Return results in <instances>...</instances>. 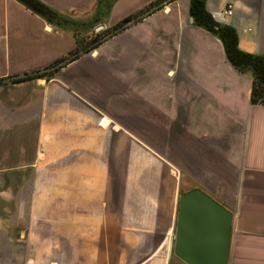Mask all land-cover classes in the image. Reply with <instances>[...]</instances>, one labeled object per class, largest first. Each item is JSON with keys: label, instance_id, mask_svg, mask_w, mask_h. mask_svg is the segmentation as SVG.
<instances>
[{"label": "crops", "instance_id": "crops-1", "mask_svg": "<svg viewBox=\"0 0 264 264\" xmlns=\"http://www.w3.org/2000/svg\"><path fill=\"white\" fill-rule=\"evenodd\" d=\"M32 1L67 22L0 0V264H172L195 188L232 213L228 264H264V106L191 0ZM204 6L264 56V0Z\"/></svg>", "mask_w": 264, "mask_h": 264}, {"label": "water", "instance_id": "water-1", "mask_svg": "<svg viewBox=\"0 0 264 264\" xmlns=\"http://www.w3.org/2000/svg\"><path fill=\"white\" fill-rule=\"evenodd\" d=\"M32 8L46 14L37 4ZM214 27L220 29L221 23ZM232 221V213L200 189L183 193L170 256L183 264H228Z\"/></svg>", "mask_w": 264, "mask_h": 264}, {"label": "trees", "instance_id": "trees-1", "mask_svg": "<svg viewBox=\"0 0 264 264\" xmlns=\"http://www.w3.org/2000/svg\"><path fill=\"white\" fill-rule=\"evenodd\" d=\"M26 8L38 13L48 23L55 26L64 25L67 21L56 13L49 11L43 6L39 5V8L45 13H41L32 8V4H36L32 0H16ZM169 0H158L150 6L152 8H160V6ZM206 0H191L190 3V16L194 20V24L208 31L212 35L216 36L223 45L226 60L240 73H250L253 78L252 92H251V104L264 106V56L250 55L241 52L238 49L237 36L235 32L226 26H222L220 29L214 27V21L211 16L205 11ZM38 6V5H37ZM129 19L122 21L116 30L119 31L127 25ZM72 60V58H70ZM59 68V67H57ZM44 73H35L32 75H25L22 79H30L36 77H43Z\"/></svg>", "mask_w": 264, "mask_h": 264}, {"label": "built area", "instance_id": "built-area-1", "mask_svg": "<svg viewBox=\"0 0 264 264\" xmlns=\"http://www.w3.org/2000/svg\"><path fill=\"white\" fill-rule=\"evenodd\" d=\"M231 15H232V6H227L225 11L222 13L223 21H225V19L230 18Z\"/></svg>", "mask_w": 264, "mask_h": 264}, {"label": "rangeland", "instance_id": "rangeland-1", "mask_svg": "<svg viewBox=\"0 0 264 264\" xmlns=\"http://www.w3.org/2000/svg\"><path fill=\"white\" fill-rule=\"evenodd\" d=\"M187 186H188V182L187 181H185L184 179L182 180V187H185V188H187ZM177 213V212H176ZM171 258H172V264H175L176 262H178L179 260H177L175 257H173V256H171Z\"/></svg>", "mask_w": 264, "mask_h": 264}]
</instances>
